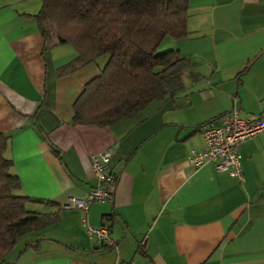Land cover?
I'll return each mask as SVG.
<instances>
[{
	"label": "crops",
	"instance_id": "0c3cea01",
	"mask_svg": "<svg viewBox=\"0 0 264 264\" xmlns=\"http://www.w3.org/2000/svg\"><path fill=\"white\" fill-rule=\"evenodd\" d=\"M40 4L0 0L3 154L19 179L13 191L49 200L25 204L44 222L0 264H264V139L240 142L241 178L187 161L203 146L198 125L232 107L264 112V0H188V34L161 40L196 61L198 78L101 126L72 122V103L108 54L79 64L71 43L47 46L32 17ZM103 148L115 172L105 184L111 198L64 206L96 184L89 160ZM81 219L107 226L116 247L89 235Z\"/></svg>",
	"mask_w": 264,
	"mask_h": 264
},
{
	"label": "trees",
	"instance_id": "16d2710c",
	"mask_svg": "<svg viewBox=\"0 0 264 264\" xmlns=\"http://www.w3.org/2000/svg\"><path fill=\"white\" fill-rule=\"evenodd\" d=\"M187 9L188 0H41L32 17L47 46L71 43L79 64L108 54L74 99L72 122L111 124L153 99L172 98L184 87V72L195 81L193 58L177 48L155 52L164 36L176 39L188 34ZM5 145L6 136L0 133V262L18 237L44 222L43 213L28 210L25 204L49 202L13 191L20 183L9 170Z\"/></svg>",
	"mask_w": 264,
	"mask_h": 264
},
{
	"label": "built area",
	"instance_id": "2783aa9c",
	"mask_svg": "<svg viewBox=\"0 0 264 264\" xmlns=\"http://www.w3.org/2000/svg\"><path fill=\"white\" fill-rule=\"evenodd\" d=\"M203 146L191 150L187 161L194 167L211 163L215 170L225 171L230 176L242 177L241 154L238 151L240 142L250 136L258 135L264 139V112L254 116H242L236 107H232L217 123L202 124L199 128ZM110 149L103 148L90 156L89 166L96 177L85 197H70L64 206L85 210L91 201H105L111 198V188L105 184L115 180V172L107 166ZM85 231L97 241L108 247H116L109 236L107 226L94 225L81 219ZM94 264H131L128 262L95 261Z\"/></svg>",
	"mask_w": 264,
	"mask_h": 264
},
{
	"label": "rangeland",
	"instance_id": "374dc122",
	"mask_svg": "<svg viewBox=\"0 0 264 264\" xmlns=\"http://www.w3.org/2000/svg\"><path fill=\"white\" fill-rule=\"evenodd\" d=\"M165 38H171L169 36H166ZM165 40V41H164ZM163 41L161 40L160 43H158V45L155 47V52H161V51H164L168 48H163L167 43H166V40L168 39H164ZM184 78H185V81H187L188 79L186 78V74L184 72Z\"/></svg>",
	"mask_w": 264,
	"mask_h": 264
},
{
	"label": "water",
	"instance_id": "95a60500",
	"mask_svg": "<svg viewBox=\"0 0 264 264\" xmlns=\"http://www.w3.org/2000/svg\"><path fill=\"white\" fill-rule=\"evenodd\" d=\"M217 122H219V120H217ZM217 122H216V123H217Z\"/></svg>",
	"mask_w": 264,
	"mask_h": 264
}]
</instances>
